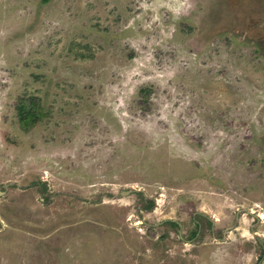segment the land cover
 <instances>
[{
  "label": "rangeland",
  "instance_id": "374dc122",
  "mask_svg": "<svg viewBox=\"0 0 264 264\" xmlns=\"http://www.w3.org/2000/svg\"><path fill=\"white\" fill-rule=\"evenodd\" d=\"M0 264H264V0H0Z\"/></svg>",
  "mask_w": 264,
  "mask_h": 264
},
{
  "label": "trees",
  "instance_id": "16d2710c",
  "mask_svg": "<svg viewBox=\"0 0 264 264\" xmlns=\"http://www.w3.org/2000/svg\"><path fill=\"white\" fill-rule=\"evenodd\" d=\"M47 2L48 0H44ZM18 120L23 128H30L34 126L38 115L35 112L29 111L24 106H20L18 109Z\"/></svg>",
  "mask_w": 264,
  "mask_h": 264
},
{
  "label": "water",
  "instance_id": "95a60500",
  "mask_svg": "<svg viewBox=\"0 0 264 264\" xmlns=\"http://www.w3.org/2000/svg\"><path fill=\"white\" fill-rule=\"evenodd\" d=\"M259 244H261V245H262V240H260V239H259Z\"/></svg>",
  "mask_w": 264,
  "mask_h": 264
}]
</instances>
